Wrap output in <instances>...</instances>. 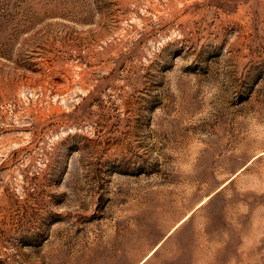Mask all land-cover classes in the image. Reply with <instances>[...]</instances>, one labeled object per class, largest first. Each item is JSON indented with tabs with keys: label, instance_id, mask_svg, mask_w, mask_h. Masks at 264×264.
<instances>
[{
	"label": "rangeland",
	"instance_id": "obj_1",
	"mask_svg": "<svg viewBox=\"0 0 264 264\" xmlns=\"http://www.w3.org/2000/svg\"><path fill=\"white\" fill-rule=\"evenodd\" d=\"M0 264H264V0H0Z\"/></svg>",
	"mask_w": 264,
	"mask_h": 264
}]
</instances>
